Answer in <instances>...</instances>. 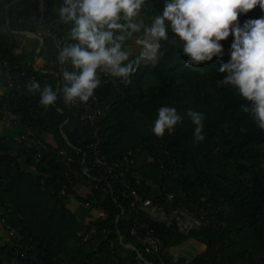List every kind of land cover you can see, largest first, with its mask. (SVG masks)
I'll use <instances>...</instances> for the list:
<instances>
[{
  "label": "trees",
  "instance_id": "16d2710c",
  "mask_svg": "<svg viewBox=\"0 0 264 264\" xmlns=\"http://www.w3.org/2000/svg\"><path fill=\"white\" fill-rule=\"evenodd\" d=\"M12 1L0 0L1 64L9 61L14 75L27 68L29 81L57 91L59 77L49 66L54 51L51 42L44 39L40 46L39 40L31 38L32 45L20 46V35L28 37L20 32L35 31L36 0H20L7 14L6 6ZM61 3L47 0L50 17L59 19ZM163 5L164 0H146L138 20L150 25ZM261 16L264 10L257 5L241 14L238 23ZM61 27L67 36L70 25L61 23ZM168 33L169 39L162 41L164 55L156 66L141 64L130 83L116 77L123 95L100 118L102 151L117 173L140 178L144 196L187 190L196 201L213 203L225 212L226 226L183 234L175 226L151 221L144 213L135 214L121 184L94 166L88 148L90 128L65 105L63 95L59 92L57 101L45 107L39 103V92H29V81H22L20 90L13 89L10 106L24 113L23 122L35 126L51 150L36 157L21 140L24 124H8L10 131L0 137V264H145L126 243L136 245L147 260L156 263L127 232L137 217L142 232L152 230L163 242L168 264H264V130L242 110L249 102L234 86H217L218 79L227 75L219 68L230 59L233 36L220 41L222 58L214 56L211 61L186 66L182 42L170 28ZM138 37L143 34H135L125 45ZM102 90L95 89L93 95L101 96ZM106 95L113 98L116 92L108 89ZM162 106L176 108L183 119L157 137L151 128ZM188 109L204 114L201 142H194L195 125L186 115ZM63 148L75 158L76 167L90 169L85 180L75 178L69 185L68 193L75 197L58 193L68 171L58 153ZM100 208L108 212L107 219L98 215ZM90 224L97 226V232L84 242L82 235ZM10 227L20 233L19 240L9 237ZM107 227L110 232L105 235Z\"/></svg>",
  "mask_w": 264,
  "mask_h": 264
},
{
  "label": "clouds",
  "instance_id": "9594fccd",
  "mask_svg": "<svg viewBox=\"0 0 264 264\" xmlns=\"http://www.w3.org/2000/svg\"><path fill=\"white\" fill-rule=\"evenodd\" d=\"M145 5L146 0H62L57 14L70 28L57 59L71 68L61 74L64 102H87L101 84L98 69L130 83L141 64L156 66L164 55L162 41L169 39V28L183 44L186 66L222 58L220 41L231 34L230 59L219 68L227 75L217 86H234L249 102L242 110L264 130V16L238 23V17L255 6L264 10V0H164L162 12L150 25L138 20ZM140 33L143 38L135 39L139 54L131 59L125 41ZM26 86L33 94L39 92V103L45 107L58 99L50 85L41 89L33 79ZM186 115L195 125L194 142L203 141L204 114L188 109ZM182 119L176 108L162 106L151 131L163 137L165 129L171 131Z\"/></svg>",
  "mask_w": 264,
  "mask_h": 264
},
{
  "label": "built area",
  "instance_id": "2783aa9c",
  "mask_svg": "<svg viewBox=\"0 0 264 264\" xmlns=\"http://www.w3.org/2000/svg\"><path fill=\"white\" fill-rule=\"evenodd\" d=\"M32 20L35 24V31L38 36L48 39L53 47V54L49 62V66L59 77L60 93L63 84L62 72L65 69L71 70L69 65H61L57 59L61 46L65 43L66 36L63 34L61 22L58 18H52L47 13V0H36V8L32 11ZM22 21V18L20 19ZM2 25L0 17V26ZM25 43L21 40L20 46ZM2 59V51L0 49V60ZM101 84L97 87L102 90V95H93L87 102H79L77 104L65 105L74 109L83 125L90 128L91 141L88 145L94 158V166L103 170L109 175L114 182H118L122 186V194L128 200L129 206L135 214H146L151 221L164 223L168 226H175L180 233L189 234L192 231H199L203 227H212L219 229L226 226V213L220 211L213 203L198 202L187 190L166 191L164 194L155 197H146L140 192V178H131L120 175L116 171V167L107 159L102 151V132L99 121L105 110L115 104L120 95H123L122 89L119 87L116 77H110L108 73H98ZM27 68H23L19 74L14 75L12 66L9 61L3 60L2 70L0 72V120L7 124L19 125L24 124V131L21 140L34 152L36 157H40L43 150H51L46 142L38 136V129L30 123H24V113L14 110L10 106V99L14 96L13 89L20 90L22 81L30 80ZM111 83V84H110ZM107 85L109 86L107 88ZM116 92L113 98L106 95V91ZM63 95V94H62ZM59 155L68 166L66 179L61 183L58 193L62 195L69 194L75 197V193H68L69 185L75 182V178L85 180L84 175L88 174L89 168L79 169L75 166V158L69 154L68 150L63 148L59 150ZM165 155L170 158V152L164 151ZM21 160V159H19ZM127 162L133 163V159H126ZM164 162V158L160 157ZM35 169L31 164L29 166ZM24 170V168H22ZM82 206L93 208L88 202H81ZM95 209V208H93ZM96 210V209H95ZM98 215L102 219H107L108 212L103 209H97ZM135 220L127 232L135 239L136 243L142 246L146 253L152 255L157 261L154 264H168L163 257V242L156 237L152 230L142 232L141 226ZM97 232V226L90 224L89 228L83 233V241H90ZM105 235L109 234L110 229H104ZM8 235L13 240L21 238L20 233L13 227L8 230Z\"/></svg>",
  "mask_w": 264,
  "mask_h": 264
},
{
  "label": "water",
  "instance_id": "95a60500",
  "mask_svg": "<svg viewBox=\"0 0 264 264\" xmlns=\"http://www.w3.org/2000/svg\"><path fill=\"white\" fill-rule=\"evenodd\" d=\"M19 1H20V0H14V1L10 2V3L6 6L7 14H8V10H9V8H10L13 4L18 3ZM8 20H9V18H8ZM20 33L27 35L29 38L39 40V42H40V46H42V44H43V42H44V39H43L42 37L38 36V35H37L36 33H34V32L25 31V32H20ZM30 49H31V48L29 47V50H30ZM39 51H40V48L38 49V52H39ZM57 92H58V93L60 92V86H59V84H58ZM60 111L63 112V109L60 108ZM66 122H68V120H66ZM120 239H121V241H123V240H124V236L121 235ZM125 246H126L127 248H129V249L134 250V251L137 253L138 258H139L143 263H145V264H154L153 262H150L149 260H147V259L145 258L144 254L139 250V248H138L136 245H134V244H132V243H126Z\"/></svg>",
  "mask_w": 264,
  "mask_h": 264
},
{
  "label": "rangeland",
  "instance_id": "374dc122",
  "mask_svg": "<svg viewBox=\"0 0 264 264\" xmlns=\"http://www.w3.org/2000/svg\"><path fill=\"white\" fill-rule=\"evenodd\" d=\"M20 38H21L22 41H24L25 43H27L29 45H32L34 43L31 38L24 37V36H21V35H20ZM135 39L136 38H134V40L132 42H130L129 44L125 45L127 50L132 54L131 57H130L131 59H132L133 55L137 56L139 54V50H140L139 46L135 44Z\"/></svg>",
  "mask_w": 264,
  "mask_h": 264
},
{
  "label": "crops",
  "instance_id": "0c3cea01",
  "mask_svg": "<svg viewBox=\"0 0 264 264\" xmlns=\"http://www.w3.org/2000/svg\"><path fill=\"white\" fill-rule=\"evenodd\" d=\"M24 42V41H23ZM25 43V42H24ZM31 48V47H30ZM2 70V64L0 61V72ZM10 131V127L7 123H4L0 120V137L7 134ZM82 189V188H81ZM84 189V188H83Z\"/></svg>",
  "mask_w": 264,
  "mask_h": 264
}]
</instances>
